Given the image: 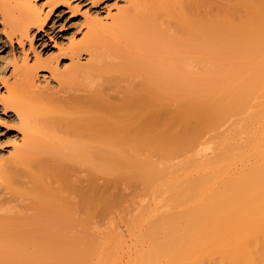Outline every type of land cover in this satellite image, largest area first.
<instances>
[{"label": "bare ground", "instance_id": "bare-ground-1", "mask_svg": "<svg viewBox=\"0 0 264 264\" xmlns=\"http://www.w3.org/2000/svg\"><path fill=\"white\" fill-rule=\"evenodd\" d=\"M71 1L0 0L5 41L32 42L52 11H78ZM234 1L207 12L194 0V11L178 9L170 26L152 11L117 8L108 23L88 21L82 38L60 49L69 57L62 69L58 57H24L3 80L2 105L16 112L22 136L4 181L18 173L13 164L45 150L57 163L39 159L42 173L59 175L58 189L71 188L82 207L109 200L98 186L70 185L75 162L143 186L147 198L128 229L93 243L85 264H264V0ZM104 48L116 59L104 61ZM39 70L62 92L82 74L100 79L110 70L139 82L116 100L99 85L90 95H48ZM36 194L51 202L28 214L0 212V264H70L73 254L56 237L72 233L62 226L78 220L67 208L74 202L48 184Z\"/></svg>", "mask_w": 264, "mask_h": 264}, {"label": "rangeland", "instance_id": "rangeland-1", "mask_svg": "<svg viewBox=\"0 0 264 264\" xmlns=\"http://www.w3.org/2000/svg\"><path fill=\"white\" fill-rule=\"evenodd\" d=\"M36 1L44 3L45 0ZM204 1L206 5H202L205 7L201 8H203L202 11L207 12L209 10L219 11L218 4H233L235 2L234 0ZM151 2L153 3L155 0H131V2L127 0H72L70 6H77L78 11L73 13L68 6H60L56 11H52L47 24L42 31L35 33L32 42L28 39L22 43L16 42L15 39L5 41L6 38L2 34L0 25V95L4 91L2 82L11 77L10 72L15 61L21 64L25 57L29 63H32L36 58L54 62L58 57V63L62 69L64 65L69 64V57L62 54L60 49H66L71 41L80 40L86 31L88 21L96 19L108 23L111 20L110 11L113 14L117 12V8L136 13L152 11L162 26H170L174 14L179 12L178 9L184 8L185 11L191 13L190 11L193 12L194 10L190 9L195 7L192 5L194 0H173V4L169 7L162 8L165 6L162 2L161 8L151 10L149 6ZM102 50L104 61L109 62L116 59L108 48ZM85 55V52L82 53V61L86 59ZM43 76L47 79H44ZM38 78L40 80L39 86L48 95L67 93L90 95L97 90L99 85L104 96L112 100L118 99L123 90L135 86L139 82L138 77L125 78L110 70L103 71L100 79H96L92 74H82L79 76L78 82L66 84L64 86L66 92H62L59 91L60 87L46 70H39ZM55 130L58 134L65 132L60 126L56 127ZM37 136L44 138L42 132L38 133ZM21 138L20 123L16 112L12 108H4L0 99V176L3 166L11 164L13 147L21 143ZM64 151H66L65 147ZM43 158L51 163H57L54 156L45 150H39L31 163L27 165L24 163L13 164L18 173H15L9 182L0 177V212L28 214L34 211V207L48 205L51 199L40 202L36 198V193L42 184L53 187L54 192L59 196L66 197L68 202H74L67 208L78 219L62 226L64 230H70L72 233L68 235V239H64L62 236L56 237L57 247H67L73 254V258L67 260V263L85 264L84 253L92 252L90 249L93 248V243L104 246L107 237L113 236L116 240L117 234L128 229L125 221L140 212L139 203L145 200L147 195L141 184L130 181L124 175L91 173L85 163L78 161L75 162L73 168H69L68 180L70 185L89 189L98 186L109 200V204L103 202L100 206L87 205L82 207L77 204L78 198L74 196L71 188H68L69 190L58 189L59 175L42 173L37 161Z\"/></svg>", "mask_w": 264, "mask_h": 264}]
</instances>
